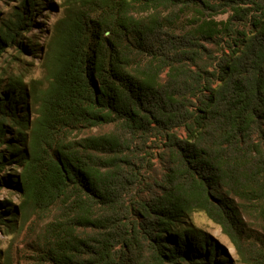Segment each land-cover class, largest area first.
<instances>
[{
	"label": "trees",
	"instance_id": "trees-1",
	"mask_svg": "<svg viewBox=\"0 0 264 264\" xmlns=\"http://www.w3.org/2000/svg\"><path fill=\"white\" fill-rule=\"evenodd\" d=\"M41 1L4 19L0 57L30 52ZM63 9L43 78L0 83V188L20 196L0 225L44 222L41 264H232L202 213L264 264V0Z\"/></svg>",
	"mask_w": 264,
	"mask_h": 264
},
{
	"label": "rangeland",
	"instance_id": "rangeland-1",
	"mask_svg": "<svg viewBox=\"0 0 264 264\" xmlns=\"http://www.w3.org/2000/svg\"><path fill=\"white\" fill-rule=\"evenodd\" d=\"M64 1H41L43 5L38 8L35 15L32 32L24 36V44L31 53L23 48L20 50L18 47H12L0 57V83L2 82L4 86L14 82H21L29 86L33 81L43 78L46 46L52 36L55 24L63 17ZM20 2L21 0H0V25H2L4 19H7L13 12L18 10L21 6ZM223 18L220 17L219 19ZM31 46H35V48ZM153 154L158 155L159 153L155 150ZM4 201L13 202L17 206L20 203V196L17 191L10 187H3L0 188V203ZM194 223L222 248L225 258L228 257L232 264H240V256L230 239L222 232L220 226L202 213L194 216ZM6 225H0V250L5 254L1 263L41 264L38 261L35 246L44 231L45 223L36 221L34 217L23 226L19 223L16 231L7 228L11 224ZM249 228L254 233L260 230V227L251 222Z\"/></svg>",
	"mask_w": 264,
	"mask_h": 264
}]
</instances>
